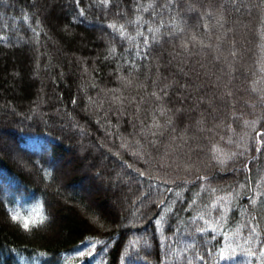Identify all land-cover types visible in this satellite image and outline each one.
I'll return each mask as SVG.
<instances>
[{"label": "trees", "instance_id": "16d2710c", "mask_svg": "<svg viewBox=\"0 0 264 264\" xmlns=\"http://www.w3.org/2000/svg\"><path fill=\"white\" fill-rule=\"evenodd\" d=\"M229 2L0 0V264H264V0Z\"/></svg>", "mask_w": 264, "mask_h": 264}, {"label": "rangeland", "instance_id": "374dc122", "mask_svg": "<svg viewBox=\"0 0 264 264\" xmlns=\"http://www.w3.org/2000/svg\"><path fill=\"white\" fill-rule=\"evenodd\" d=\"M230 0H222V5H223V7L224 8H226V9H230V10H234L233 12L237 15V14H240V12H238L239 11V9H237V6H233L230 2H229ZM119 2H120V0H119ZM242 3H246L247 4V7H246V12L248 13V11H251L250 10V8H251V6H250V3H248V0H242ZM136 11L137 12H142L144 9L140 6V4L138 3V2H136ZM192 11V10H191ZM191 11L190 10H186L185 11V13H187V14H190L191 13ZM193 12L195 13V12H197V11H195V10H193ZM117 14H119V15H121L122 16V12H120V13H117ZM196 14H198V16H199V18H201L202 17V14L201 13H196ZM238 16V15H237ZM95 25H99V23H95ZM104 25V24H103ZM100 26V25H99ZM97 28H100V27H97ZM216 29V28H215ZM217 30V29H216ZM103 30H99V32H102ZM104 32V31H103ZM226 32H228V31H226ZM98 33V32H97ZM169 33H171V34H173L174 33V30L171 28L170 29V31H169ZM225 33V32H224ZM100 34V33H99ZM108 34V33H107ZM167 33H165V35H166ZM108 35H110V34H108ZM31 44V43H30ZM27 48H30L29 46H27ZM26 48V49H27ZM31 49V48H30ZM228 74H231V72L228 70ZM76 132V131H75ZM78 134V133H77ZM0 135H2V136H4V134L3 133H0ZM79 135V134H78ZM80 136V135H79ZM6 146V145H5ZM6 148H8V149H10V147L7 145V147ZM10 150H12V149H10ZM75 151V153H73V158L75 157V158H77L78 160L80 159V158H82V156L81 155H83V152L80 150V149H78V150H74ZM13 154L15 155V152H13ZM15 158L16 159H18V157H16L15 156ZM66 162V161H65ZM65 164V163H64ZM71 164V163H70ZM89 168V166L88 165H85V171L87 170ZM97 186V188L99 187V185H96ZM101 189V188H100ZM93 190H96V189H94L93 188ZM97 190H99V189H97ZM100 191V190H99ZM101 192V191H100Z\"/></svg>", "mask_w": 264, "mask_h": 264}, {"label": "snow or ice", "instance_id": "6c2138e0", "mask_svg": "<svg viewBox=\"0 0 264 264\" xmlns=\"http://www.w3.org/2000/svg\"><path fill=\"white\" fill-rule=\"evenodd\" d=\"M104 2L107 3V0H104ZM121 35H123V33H121ZM254 123H255V122H254ZM260 135H261V133L258 132V133H257V136H260ZM257 151H259V149H257ZM12 219H13V220H16V217H13ZM37 223L42 224L43 221H39V222H37V221H29V220H25V221L22 223L21 226L27 231V230L30 229L31 226L36 225ZM77 254L80 255V256H83V255H84L83 252H79V253H77Z\"/></svg>", "mask_w": 264, "mask_h": 264}]
</instances>
